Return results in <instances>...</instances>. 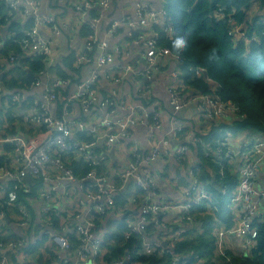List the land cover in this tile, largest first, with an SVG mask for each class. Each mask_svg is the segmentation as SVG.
I'll return each instance as SVG.
<instances>
[{"label":"built area","instance_id":"2783aa9c","mask_svg":"<svg viewBox=\"0 0 264 264\" xmlns=\"http://www.w3.org/2000/svg\"><path fill=\"white\" fill-rule=\"evenodd\" d=\"M162 1L164 6L159 12L145 7L139 12V21L116 22L109 30L113 33L124 23L131 27L138 25L150 27L151 33L144 42L146 66L142 74L146 81L156 71V64L161 58L171 57L177 63L179 61L178 55L158 45L159 34L153 31L155 24L162 23L160 17L163 16L165 19L167 15L165 8L167 0ZM4 2L14 10L21 9L20 12L24 18H33V26L25 32L24 36L19 37L18 44L25 57L43 56L47 70L41 71L28 88L9 89L0 74V111H2L0 120L4 121V128H14L13 133L0 136V159L4 161L3 165L0 164V182H7L6 185L0 184V204L4 199L9 207L8 213H0V230L5 225L3 219L6 216L9 219L13 217L22 234L20 239H16L13 235L12 239L0 240V250L8 248L15 252L18 246L28 243L30 235L35 238V243L39 242L37 238H40L42 243V238L48 237L46 242L49 241V245L55 244L58 247L57 260L52 264H71L74 259L80 264H84L83 261L88 259H91L89 264H103L100 258L106 253V249L102 246L104 244L102 235L106 233L102 234V227H98L95 223L93 210L108 216L111 220L124 219L129 226V230L125 233L126 237L133 232L142 234L141 253L136 250L132 253L146 255L164 252L169 241L181 236L190 228V221L185 218L190 219L189 215L195 204L207 201L214 212L219 213L217 199L200 180L198 176L200 171L197 166L189 170L191 182L184 201L164 197L154 201L156 197H162L158 183L161 174L158 171L156 174L149 165L158 162L160 156L170 155L165 150L174 138L179 142L174 156L178 163L187 166L189 143L183 139L184 126L172 122L170 134L157 136L156 132L160 125L158 121L150 117V112L147 111L148 106L145 105L123 107L129 113L124 118L114 116L116 111L114 100L111 97H106L102 101L98 99L97 90L94 88L98 79L96 71L92 73L90 71L91 75L78 84L77 92L67 98L64 114L57 116L52 108L59 99L60 92L57 88L66 87L68 82L51 72V68L57 66L59 62L55 59L52 40L42 34L41 28L45 26L54 35L59 36L62 26L57 25L53 16L41 13L40 0H0V3ZM110 2V0H102V5L108 7ZM83 9H80L82 14L79 16V21L82 26L93 30L88 39L96 43L95 48H98L100 53L90 57L89 53L93 51V46L89 44V53H77L78 64L83 66L108 64L113 59V55L105 52L107 43L99 41L98 24L101 16L91 21L86 20L87 10ZM234 14V9L231 14H227V6L220 2L216 3V21L220 22L228 16L229 22L234 23L230 31L231 35L238 39L245 38L241 27L235 25ZM17 35V33H11L6 40H16ZM141 35L144 37L143 33ZM6 40L0 41V64L15 67L19 63L20 56L15 51L6 49L4 45ZM125 71H132V69L125 67ZM202 73L208 78L206 70L198 67L196 75L199 76ZM175 76L170 87L172 120L182 111L193 106H195V113L198 114V122H201L203 118L208 123H212L218 119L229 120L238 116L237 104L231 101L226 102L217 94L190 91L186 89L184 81L179 78L177 70ZM36 89H41L40 97L33 93ZM140 94L142 98H148L151 90L148 87L141 88ZM76 100L82 104L87 117L71 118L69 106H72ZM93 109H104L105 112L99 117L96 125L89 127L90 123L86 122L97 116ZM138 122L149 128L147 141L149 149L142 151L138 144L132 143L130 159L125 161L120 151V144L130 139L131 127ZM75 124H77L76 132L73 127ZM80 133H93L96 138L92 141H84L78 138ZM195 138L198 146L205 149L204 158L218 166L216 171L222 180L226 179L227 173H235L237 177L239 176L228 204V207L237 214L236 222L233 227L217 230L218 250L222 255L226 254L227 249L232 248L228 246L231 244L230 237H235L236 244L242 249L243 254L250 255L253 253L259 232L257 225L264 221V212L261 208L264 204V187L259 186L261 184L259 183L260 169L264 162V134L250 138L244 136L237 145L234 144V133L230 129L221 131L215 145L205 143L200 136ZM100 139H104V146L102 151L98 152ZM9 145L15 149L8 150ZM110 154L113 155L116 164L113 170L107 166L111 160ZM66 160H69L70 163L68 161L67 163L70 165L74 161H83L93 168L84 177H78L74 169L67 166ZM56 171L59 174H55ZM26 174L34 180L32 183L24 179ZM40 179L43 181L42 185L36 186L37 180ZM64 183H67V186L63 188L62 195L69 204L66 208H60L59 199L55 198V195ZM131 183L132 187L129 188ZM46 184H49L51 195L38 213L35 201L39 197L46 196ZM229 188L228 184L224 183L222 194L230 193ZM137 189L144 191L142 202L138 201L140 195L136 194ZM78 190L84 193L82 198L76 197ZM126 190L130 192L128 208L133 214L124 218L122 207L116 209L114 205L116 196ZM20 191L28 195L25 197L26 202L23 199L19 202ZM168 211L174 213L177 211L179 220L185 221L180 229L173 231L167 227L169 223L164 222L163 216ZM80 218H82L81 221ZM55 220L59 221L57 226ZM154 221L157 231L162 233L161 240H151L145 233L146 225ZM70 232H75L82 239L80 246H74V243L69 240L67 234ZM34 242L30 244L35 245ZM164 242L167 243V247ZM132 259L133 257L127 253L122 260L111 264H130ZM0 264L16 263L3 256ZM173 264L204 263L203 261L194 263L189 257L175 256Z\"/></svg>","mask_w":264,"mask_h":264},{"label":"trees","instance_id":"16d2710c","mask_svg":"<svg viewBox=\"0 0 264 264\" xmlns=\"http://www.w3.org/2000/svg\"><path fill=\"white\" fill-rule=\"evenodd\" d=\"M167 15L162 23L155 24L153 31L159 34L158 45L169 49L172 53L179 56L177 64L178 76L184 81L186 89L195 90L200 93L217 94L226 102H233L239 107L238 116L229 120H215L211 125L206 142L210 145L216 140L221 131L230 129L235 136L245 135L246 137H258L264 134V0H167ZM227 6V14L235 10L236 26H240L244 31L245 38H237L231 35L234 23L229 22V17L217 22L215 16L216 3ZM21 10V9H20ZM20 10H14L8 4L0 3V39L1 28L9 26L8 35L17 33L16 40H6L7 50L15 51L19 57V63L13 69H8L7 65L0 64V72L4 84L9 89L28 88L34 78L41 72L46 71L45 58L40 55H23L21 46L18 44L19 37L33 26V18H24ZM60 27V24L55 21ZM88 34L93 32L86 27ZM178 35H185L188 38V45L183 49H174L173 40ZM93 51L96 50V43L90 41ZM89 53L94 57L95 53ZM83 64H78L77 52L72 50L51 72L67 81V86L79 81ZM198 67L206 70L208 78L204 73L196 75ZM9 73V74H8ZM76 75V76H75ZM82 80L78 82L81 83ZM96 88V84H94ZM59 92H64L62 87L57 88ZM145 106L149 105V100L143 98ZM114 106H112L113 108ZM2 112V111H0ZM64 114V105H60L56 115ZM3 120H0V136H6L14 132V128H4ZM205 135V136H206ZM77 136V135H76ZM79 139L92 141L96 135L90 133L86 135L80 133ZM214 144V143H213ZM216 144V143H215ZM214 144V145H215ZM8 150L15 149L9 145ZM100 147L98 148V152ZM67 163V160H66ZM0 164L4 161L0 159ZM211 168L217 170L215 163H208ZM73 169L78 177H84L93 166L74 161ZM208 171L200 177L202 183L216 195L219 213L214 212L213 207L207 202L202 201L195 204L190 212L189 227L181 236L169 241V245L164 252H154L150 255L133 254V250L141 253V243L143 235L131 233L129 237L125 233L129 230L128 224L124 219L114 226L112 230L106 232V238L102 245L106 253L100 258L101 263L111 264L114 261L122 260L130 254L133 259L130 264H173L175 256L189 257L192 262L204 260V264H264V221L260 222L253 253L244 255L237 249H227L226 254L222 255L218 250L217 230L223 227H233L236 221L233 220L234 211L228 208L231 192L238 183L237 178L226 177L229 182V192L222 194V190L216 191V182H208ZM43 181L37 180L36 186H41ZM261 187H264L262 183ZM139 194L138 201L142 202L144 191L137 189ZM20 201L26 202L28 195L23 191L19 192ZM128 190L119 193L115 199V207H122L125 216L133 214L128 208ZM8 205L3 200L0 204V213H8ZM264 212V204L261 207ZM66 215V214H65ZM94 221L98 227H104L106 215L93 210ZM236 215V214H235ZM103 220V221H102ZM109 222V220H108ZM59 221L55 220L56 226ZM111 223L109 224V226ZM156 222H150L145 227V233L150 237L158 232ZM167 227L173 231L180 229L179 224L169 223ZM109 228V227H108ZM162 235V234H161ZM74 246H80L82 239L70 232L67 234ZM237 242V241H236ZM239 245V244H238ZM231 247L232 245H228ZM55 252L58 247L54 244ZM172 251V253H171ZM51 252V251H50Z\"/></svg>","mask_w":264,"mask_h":264},{"label":"crops","instance_id":"0c3cea01","mask_svg":"<svg viewBox=\"0 0 264 264\" xmlns=\"http://www.w3.org/2000/svg\"><path fill=\"white\" fill-rule=\"evenodd\" d=\"M40 1L41 13L53 16L62 26V32L59 36L54 35L51 30L45 26L41 28L42 34L52 40L55 59H57L59 63L63 60L64 56L68 55L72 50H75L77 53H89L88 45L90 44V41L88 39V34H82V32H86L87 28L82 26L79 21V16L82 14V10L80 9L84 8L87 10L86 20L91 21L99 15L101 16V21L98 24L99 41L107 43L105 52L112 54L113 59L108 64L103 66H97L95 64L85 65L82 69L80 80L83 81L87 79L93 71L97 72L98 79L96 81V90L98 99L102 101L106 97H111L114 100L116 110L114 116H120V118H124L129 113V111H125L123 107L144 106L140 91L141 88L148 87L151 90V95L149 96L150 99L147 111L150 112V117L153 120L158 121L160 125V127L157 129L158 132H156L157 136L161 137L170 134L172 122L179 123L184 126L185 134L183 139L185 142L189 143L187 166L178 163L174 156L175 151L179 146L178 140L174 138L171 139L170 145L165 150V152L170 153V155L160 156V160L158 162L149 165L156 172V174H158V172L161 174L159 175L158 183L160 186V196L162 197H156L154 201H159L163 197L170 200L184 201L186 193L190 187L191 177L189 170L191 167L197 166L200 171L198 172L199 178L205 173V171H208V173H206V176H208L207 181H216V179H218V173L215 168H211L212 166L208 164L209 162L212 163V161L204 158L203 152L205 149L198 146V143L195 141V137L200 136V138L202 137L206 143L205 138L208 137L206 134H208L209 130L212 128L210 123H208V121L204 118L202 119L203 122L197 121L198 114L197 112L195 113V106L182 111L176 117L174 116V120L171 119V116H173V107L171 105L170 87L172 81L176 77L175 72L177 70L178 63L171 57L161 58L156 64V71L153 72L149 80L145 81L146 79L142 74L146 66L144 42L151 33L150 27H143L141 25L131 27L129 24L124 23L121 24V26L115 32L112 33L109 31L111 25L116 22L123 23L127 21H139V12L145 7H148L155 12H159L164 6L163 1L110 0L111 2L108 7H104L102 5V0ZM90 6L92 7L90 8ZM163 19L164 17L161 16L160 20ZM64 23L66 24L65 26ZM5 27H7L6 30H4ZM8 30L9 26H4L1 28L2 38L0 41L6 40L8 36ZM142 33L144 37L141 35ZM92 53H95V57L100 53V50L97 48ZM125 67H130L132 71L126 72ZM7 68L13 69L14 67L7 66ZM90 71L91 73L89 74ZM0 74L2 76V72H0ZM79 81L72 83L70 86L62 87L64 92H60L59 99L53 104L52 107L54 109V113H57V110L60 108L61 104L65 107L67 98L72 96L73 93L77 92ZM40 90L41 89H36L33 93L40 97L42 94ZM69 112L72 119L81 118V116H88L83 110L82 104L77 100L72 103V106H69ZM93 112H95L97 116L90 118V121L86 122L87 124L90 123L89 127H92L99 122V117L105 112V110L93 109ZM73 127H75L74 131L76 132L77 124H75ZM148 134L149 128L144 124L138 122L131 127L130 139H126L120 144V151L125 161L130 159L132 143L138 144L142 151H147L149 149L147 142ZM244 136L245 135L239 134L238 136L234 135V144L237 145L239 140L244 138ZM216 140H214L212 144L215 143ZM103 146L104 144L100 145V148L102 149ZM207 146L208 145L206 144V147ZM109 157H111V160L107 166L113 170L116 168L114 161L115 159L111 154ZM55 174H59L58 171H56ZM228 176L233 179L237 178V180L239 178V176L237 177L235 173H229ZM3 183L6 185L7 182H0V184ZM132 183L130 184L129 188L132 187ZM216 183L217 185L214 188L216 191H219L223 190L224 183L228 184L229 182L226 179L222 180L221 178V180ZM261 185L262 184H259L260 187ZM66 186L67 183H64L58 190V193L55 195V198L59 199L58 202L60 208H66V206L69 204V201L62 195L63 188ZM45 194L46 196L44 198L39 197L35 201L38 213L41 212L43 205L47 202L48 197L51 195L49 193V184H46ZM83 196L84 193L81 190L76 192V197L82 198ZM214 196L216 197L215 194ZM3 200L4 199H2L1 202ZM175 212L176 213L172 211L166 212L163 216V220L165 223L179 224L181 227L185 224V221L183 219L179 220L177 211ZM235 214L236 212H234L233 215L234 221H236L237 217V214ZM81 220L82 218H80V221ZM3 222H5V225L4 228L0 230V240H3V238L12 239L13 235H15L16 239H20L22 235L21 229L18 228V223L15 221V219L13 217L9 219L6 216V218L3 219ZM106 222L107 219H105L104 227L102 226V234L106 233L108 230V223ZM161 234L162 233L158 231L154 233L150 239L161 240ZM102 237L105 239L106 234L102 235ZM47 238L48 237L42 238V243H40V238H37L39 242L36 240L38 243H35V238L30 235L28 243L18 246L15 252L10 251L8 248L0 250V259L3 256H6L9 258V261H13L16 264H52V262L57 260V253L55 252V248L49 245V241L46 242ZM236 239L235 237H230L232 250L237 246ZM33 242L35 245L30 244ZM237 249L242 251V249L238 246ZM90 261L91 259H88L83 262L84 264H89ZM201 261L204 262V260ZM71 262V264H80L75 259Z\"/></svg>","mask_w":264,"mask_h":264},{"label":"rangeland","instance_id":"374dc122","mask_svg":"<svg viewBox=\"0 0 264 264\" xmlns=\"http://www.w3.org/2000/svg\"><path fill=\"white\" fill-rule=\"evenodd\" d=\"M167 3H168V1L165 3V8H166ZM147 99L149 100L150 97H148ZM85 134L89 135L90 133H85ZM101 151H102V149L100 148L99 152H101ZM67 161H68V163H70L69 160H67ZM68 163H66L67 166H69L70 168H73V165H70ZM228 175H229V173H227V176ZM259 183H261V184L263 183L264 184V162H263V165H262V167L260 169ZM107 218H108V216H106L105 219H107ZM108 220H109V222H108ZM104 223H105V221H104ZM106 223H108V227H109V228H107L108 229L107 232H108L109 230H112L114 228V226L119 223V220L115 219V218L111 220V218H108ZM110 223H111V225L109 226Z\"/></svg>","mask_w":264,"mask_h":264},{"label":"clouds","instance_id":"9594fccd","mask_svg":"<svg viewBox=\"0 0 264 264\" xmlns=\"http://www.w3.org/2000/svg\"><path fill=\"white\" fill-rule=\"evenodd\" d=\"M188 45V38L185 35H178L172 42L174 49H183Z\"/></svg>","mask_w":264,"mask_h":264},{"label":"water","instance_id":"95a60500","mask_svg":"<svg viewBox=\"0 0 264 264\" xmlns=\"http://www.w3.org/2000/svg\"><path fill=\"white\" fill-rule=\"evenodd\" d=\"M6 29H7V27L4 28V30H6ZM99 144L103 145L104 144V139H100ZM24 179L29 181L30 183H32L34 181L28 174L25 175ZM164 245H165V247H167V243L164 242Z\"/></svg>","mask_w":264,"mask_h":264}]
</instances>
